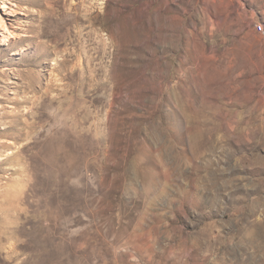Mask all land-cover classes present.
<instances>
[{"label": "rangeland", "instance_id": "obj_1", "mask_svg": "<svg viewBox=\"0 0 264 264\" xmlns=\"http://www.w3.org/2000/svg\"><path fill=\"white\" fill-rule=\"evenodd\" d=\"M0 264H264V0H0Z\"/></svg>", "mask_w": 264, "mask_h": 264}, {"label": "bare ground", "instance_id": "obj_2", "mask_svg": "<svg viewBox=\"0 0 264 264\" xmlns=\"http://www.w3.org/2000/svg\"><path fill=\"white\" fill-rule=\"evenodd\" d=\"M23 151H20V152H18L17 154H16V156H14V157H17V155L19 154V153H22ZM13 157V158H14ZM16 171H19L20 172V170L19 169H17ZM15 173H17V172H15Z\"/></svg>", "mask_w": 264, "mask_h": 264}]
</instances>
